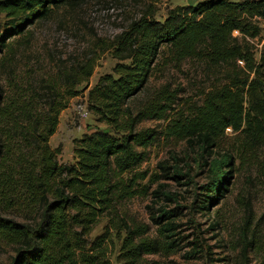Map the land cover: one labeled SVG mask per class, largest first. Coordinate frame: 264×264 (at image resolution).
<instances>
[{
  "label": "trees",
  "instance_id": "16d2710c",
  "mask_svg": "<svg viewBox=\"0 0 264 264\" xmlns=\"http://www.w3.org/2000/svg\"><path fill=\"white\" fill-rule=\"evenodd\" d=\"M82 0H0L9 37L25 26L49 18L53 10L78 7ZM264 20V0H198L177 6L155 21L144 14L103 48L117 63L87 91V107L113 133L94 132L75 139L74 162H59L61 147L52 148L60 113L88 84L98 57L81 60L62 73L60 85H46L25 99L0 102V257L9 264H109L102 243L96 252L86 237L106 220V230L124 232L122 250L131 264L143 256L178 250L173 210L151 220L159 236L147 239L142 225L120 216L121 203L152 195L174 202L173 194L150 191L159 177L141 170L146 149L162 132L139 128L148 120L166 121V136L196 145L212 175L200 209L223 198L232 174V157L212 158L225 133L244 136V150L264 145V52L256 60L255 39ZM3 47V44L0 45ZM194 61L212 77L200 103L173 111L166 88L153 93L137 111L129 103L144 89L159 65ZM162 178L178 179L181 171L159 165ZM163 238V240L159 239ZM198 246L197 242H194Z\"/></svg>",
  "mask_w": 264,
  "mask_h": 264
},
{
  "label": "rangeland",
  "instance_id": "374dc122",
  "mask_svg": "<svg viewBox=\"0 0 264 264\" xmlns=\"http://www.w3.org/2000/svg\"><path fill=\"white\" fill-rule=\"evenodd\" d=\"M197 1L82 0L78 7L53 10L48 19L25 26L22 35L12 38L8 33L10 26L0 13V102L9 96L25 99L49 84L60 85L64 71L83 59L98 57L88 84L77 88L79 95L70 99L60 113L56 133L49 140L52 148L61 147L60 163H73L75 139L94 132L113 133L87 107L88 89L100 76L111 73L117 63L103 48L142 15H152L155 21L162 22L169 10ZM258 25L260 36L253 41L256 60L264 52V20H259ZM162 62L152 71L143 91L129 103L133 111L153 93L166 88L174 97L170 111L174 115L200 103L213 82L194 61L179 66H164ZM166 125V121L148 120L139 126L162 132L146 149L148 159L140 169L159 177L150 191L168 192L175 195V201L156 200L148 195L125 201L118 210L129 225L147 227V239L159 236L151 215L157 217L160 210H173L177 215L172 219L178 225L177 237L185 238L175 252L143 256L135 264H264V145L252 144L245 151L244 136L226 131L211 159L232 157L228 191L204 211L200 209L204 188L212 179L209 167L203 165L205 155L196 145L166 136ZM159 165L169 167L170 172L177 167L181 171L179 178H162ZM105 225L106 220L98 221L86 237L88 247L93 248L89 254H94L96 244L104 240L102 249L109 264H131L123 256L124 232L106 230ZM12 255H1L0 264H9Z\"/></svg>",
  "mask_w": 264,
  "mask_h": 264
}]
</instances>
